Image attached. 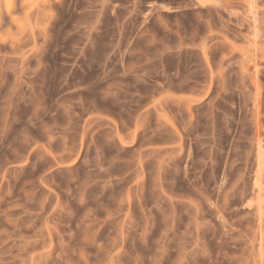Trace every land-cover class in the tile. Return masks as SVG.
Returning <instances> with one entry per match:
<instances>
[{"label":"rangeland","instance_id":"obj_1","mask_svg":"<svg viewBox=\"0 0 264 264\" xmlns=\"http://www.w3.org/2000/svg\"><path fill=\"white\" fill-rule=\"evenodd\" d=\"M263 196L264 0H0V264H264Z\"/></svg>","mask_w":264,"mask_h":264},{"label":"bare ground","instance_id":"obj_2","mask_svg":"<svg viewBox=\"0 0 264 264\" xmlns=\"http://www.w3.org/2000/svg\"><path fill=\"white\" fill-rule=\"evenodd\" d=\"M258 89H259V88H258ZM260 105H261V104H260ZM260 121H261V120H260ZM256 142H257V141H256ZM262 145H263V144H262ZM262 145H261V146H262ZM256 182H257V181H256ZM258 184H259V183H258ZM260 191H261V190H260ZM263 197H264V196H263Z\"/></svg>","mask_w":264,"mask_h":264}]
</instances>
